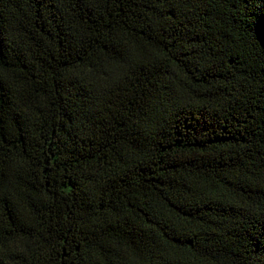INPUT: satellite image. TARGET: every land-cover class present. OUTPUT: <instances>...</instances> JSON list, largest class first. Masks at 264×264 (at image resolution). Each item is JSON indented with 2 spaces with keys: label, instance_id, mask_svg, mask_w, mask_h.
Here are the masks:
<instances>
[{
  "label": "trees",
  "instance_id": "16d2710c",
  "mask_svg": "<svg viewBox=\"0 0 264 264\" xmlns=\"http://www.w3.org/2000/svg\"><path fill=\"white\" fill-rule=\"evenodd\" d=\"M0 264H264V0H0Z\"/></svg>",
  "mask_w": 264,
  "mask_h": 264
}]
</instances>
